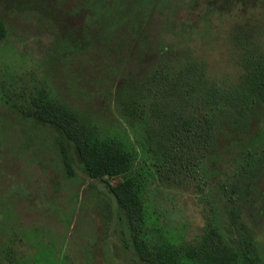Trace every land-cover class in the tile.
Masks as SVG:
<instances>
[{
	"label": "rangeland",
	"instance_id": "1",
	"mask_svg": "<svg viewBox=\"0 0 264 264\" xmlns=\"http://www.w3.org/2000/svg\"><path fill=\"white\" fill-rule=\"evenodd\" d=\"M0 16V264H146L125 245L129 231L102 182L78 164L66 176L53 132L17 112L43 94L66 102L104 137L125 138L134 154L127 176L142 187L147 240L194 246L213 229L232 246L248 233L264 264V149L244 160L240 148L264 127V106L251 111L246 133L220 123L207 152L189 146L173 162L140 128L127 127L113 100L123 80L166 65L195 64L208 83L240 90L247 68L264 57V0H183L155 17L140 53L122 48L126 21L95 17L106 46L83 53L19 1L0 0ZM102 179L114 186L124 177Z\"/></svg>",
	"mask_w": 264,
	"mask_h": 264
},
{
	"label": "trees",
	"instance_id": "2",
	"mask_svg": "<svg viewBox=\"0 0 264 264\" xmlns=\"http://www.w3.org/2000/svg\"><path fill=\"white\" fill-rule=\"evenodd\" d=\"M16 1L50 21L54 31L57 29L65 44L76 52H94L95 48L106 46L100 39V29L91 22L95 17L111 24L126 21L131 28L128 42L122 48L140 53L139 47L147 38L155 17L175 10L183 0ZM69 1L73 6L64 10V4ZM5 33L0 16V42ZM142 52V58L148 56L143 49ZM113 100L117 115L127 127L140 128L144 141L158 151H170L169 159L174 162L175 154L189 146L207 152L220 123L229 130L248 131L251 111L264 106V57L247 68L246 82L240 90L208 83L195 64L179 69L166 65L165 69H155L140 80H123ZM28 103L19 106L17 112L34 125L53 132L52 146L66 176L73 177V165L78 164L90 180L102 182L114 200L119 220L124 218L129 231V241L125 245L131 247L139 261L146 264H259L260 258L248 233L241 235L240 240H233L232 246L225 244L213 229L194 246L176 248L147 240L142 187L135 178L127 176L134 154L125 138L119 135L104 137L89 119L66 102L45 94ZM240 148L244 160L260 154L264 149V127ZM188 151L192 153V149ZM103 176H123L124 180L112 186L102 179ZM229 216L236 226L235 212L231 211Z\"/></svg>",
	"mask_w": 264,
	"mask_h": 264
}]
</instances>
